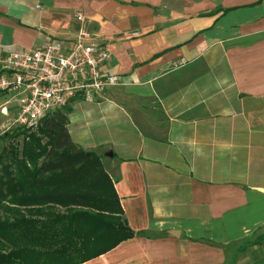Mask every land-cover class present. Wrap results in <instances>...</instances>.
<instances>
[{
	"label": "crops",
	"instance_id": "crops-1",
	"mask_svg": "<svg viewBox=\"0 0 264 264\" xmlns=\"http://www.w3.org/2000/svg\"><path fill=\"white\" fill-rule=\"evenodd\" d=\"M76 12L120 84L67 129L135 232L81 264H225L264 228V0H0V56L69 44Z\"/></svg>",
	"mask_w": 264,
	"mask_h": 264
},
{
	"label": "trees",
	"instance_id": "trees-1",
	"mask_svg": "<svg viewBox=\"0 0 264 264\" xmlns=\"http://www.w3.org/2000/svg\"><path fill=\"white\" fill-rule=\"evenodd\" d=\"M69 112V106L57 109L35 130L6 135L0 264H81L135 235L100 156L72 142ZM258 239H245L240 251Z\"/></svg>",
	"mask_w": 264,
	"mask_h": 264
},
{
	"label": "built area",
	"instance_id": "built-area-1",
	"mask_svg": "<svg viewBox=\"0 0 264 264\" xmlns=\"http://www.w3.org/2000/svg\"><path fill=\"white\" fill-rule=\"evenodd\" d=\"M82 23L67 44L50 39L0 56V93L15 101L14 124L33 129L47 115L75 101H96L120 84L119 74L105 68L108 51L92 39Z\"/></svg>",
	"mask_w": 264,
	"mask_h": 264
},
{
	"label": "rangeland",
	"instance_id": "rangeland-1",
	"mask_svg": "<svg viewBox=\"0 0 264 264\" xmlns=\"http://www.w3.org/2000/svg\"><path fill=\"white\" fill-rule=\"evenodd\" d=\"M12 109L13 112L11 113H5L0 110V150L10 141L6 137L7 133H11L17 128L25 130L14 124L15 110L11 107V110ZM35 129L36 128L27 130ZM18 140L21 141L22 136H20ZM257 238H259V242L253 245H248L243 252L240 251V246L244 245L247 241L245 239H248V241H254ZM245 239L226 249L227 259L225 264H264V228L255 231V233Z\"/></svg>",
	"mask_w": 264,
	"mask_h": 264
},
{
	"label": "water",
	"instance_id": "water-1",
	"mask_svg": "<svg viewBox=\"0 0 264 264\" xmlns=\"http://www.w3.org/2000/svg\"><path fill=\"white\" fill-rule=\"evenodd\" d=\"M262 191H264V189H261Z\"/></svg>",
	"mask_w": 264,
	"mask_h": 264
}]
</instances>
